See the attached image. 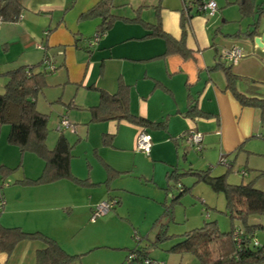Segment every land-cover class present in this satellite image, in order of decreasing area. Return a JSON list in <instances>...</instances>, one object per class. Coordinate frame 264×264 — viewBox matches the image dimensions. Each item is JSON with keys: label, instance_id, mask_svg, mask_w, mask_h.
Segmentation results:
<instances>
[{"label": "crops", "instance_id": "obj_1", "mask_svg": "<svg viewBox=\"0 0 264 264\" xmlns=\"http://www.w3.org/2000/svg\"><path fill=\"white\" fill-rule=\"evenodd\" d=\"M83 1L72 0L69 4V0H19L20 19L2 21L0 24V82L5 83L6 70L20 65H33L42 60L44 54H49L52 61L56 60V47L63 46V65L69 71L70 80L79 81L89 89L94 90L89 87L91 85L109 93L115 92L118 82L122 81L128 85L129 110L150 121L164 124L147 127L151 148L149 154L144 155L133 146L135 133L139 129L136 124L125 119L89 122L86 107L97 102L98 93L96 90L84 93L82 101L76 102L74 118L85 123L82 131L78 132L80 140L91 139V135L94 137L90 144L84 146L86 155H90L88 160L91 164L87 160L85 166L80 160L73 159V154L70 166L75 176L89 178L93 184H80L64 178L34 185L16 182L23 176H37L43 165L42 159L28 152L20 156L17 147L7 142L8 129L1 127L0 166L16 167L21 162L19 166L22 169L5 175L0 169V224L19 226L25 231H41L54 238L63 249L76 255L71 264H79L80 256L104 245L90 244L87 246L89 248L83 245V249L69 250L68 241L73 231L82 224L96 225L114 219L121 221V216L117 212H110V209L103 219L96 217L89 222L93 207L100 201L115 196L121 202L120 192L127 190L124 186L127 185L126 182H120L121 177L133 173L142 175L141 165L160 162L163 163V180L157 179L155 174L151 178L163 189L166 187L167 171L173 168H199L192 166L191 161L189 165L179 164L175 158L174 154L177 155L180 144L183 143L186 152L190 150L183 138H180L181 133L191 129L200 131L203 149L215 154H226L229 161L233 154L245 146L244 142L251 137L256 127L258 107L241 105L226 89L223 70L215 65L221 61V47L231 43L241 44L239 48L242 54L243 49L250 51L241 55L237 61L236 70L233 71L237 75L240 74L236 71H248L250 64L260 65L257 55L264 52V47L258 48L248 38L240 41L220 35L219 27H215L216 11L212 15L198 13L194 0H187L186 3L184 0H135V14L130 16L114 13L121 17L115 18L103 36L91 47L92 50L87 52L86 39L92 36L100 18H77L96 0ZM215 2L218 7L219 2ZM222 3L229 5L230 2L221 0L220 4ZM234 3L238 5L237 0ZM185 5H188L187 10ZM62 11L63 17L59 21L64 23V27L55 30L45 46L38 48L37 44L43 40V32L49 31L45 27H49L54 21L56 12ZM42 12L49 14L42 15V19L38 17ZM182 16L185 17L183 26L180 22ZM132 18L136 20L131 21ZM47 20L49 22L46 24ZM156 24L171 39H183L190 55L183 57L178 52L165 53L168 48L165 36L150 34ZM56 26L58 25H54L52 30ZM262 32L264 31L255 35ZM77 37L79 46L75 45ZM237 82V89L245 92V86L238 85ZM75 90L77 92V88ZM106 165L120 172L111 181L110 188L103 183ZM207 167L212 169L210 163L200 168ZM167 193L166 191L162 202L167 201ZM60 216L71 219L67 223L60 221ZM72 216L76 217L72 219ZM156 218L153 222L155 225L158 224L155 223ZM130 230L129 227V233ZM112 237L114 243L110 247L118 251L113 253L115 256L111 264H126L130 246L123 244L116 234ZM43 246V242L39 240H21L9 255L0 252V262L35 264L36 252ZM127 263L133 264L134 261ZM168 263L175 264L174 259L168 260Z\"/></svg>", "mask_w": 264, "mask_h": 264}, {"label": "trees", "instance_id": "obj_2", "mask_svg": "<svg viewBox=\"0 0 264 264\" xmlns=\"http://www.w3.org/2000/svg\"><path fill=\"white\" fill-rule=\"evenodd\" d=\"M185 3L187 0H184ZM200 0H194L198 2ZM239 9L243 15L246 13H255L256 5H259L256 0H237ZM112 0H98V2L81 13L80 19L99 17L100 21L95 26L94 33L100 36L107 31L117 17L112 11ZM185 5V9L187 10ZM157 8V6H155ZM262 9L259 5L258 11ZM188 12V11H187ZM21 3L19 0H0V19L2 21L18 20L21 17ZM189 14V13H188ZM132 20H136L132 18ZM185 17L181 18V26L184 24ZM48 31V30H47ZM93 33V34H94ZM256 30H247L246 37L253 40ZM93 34L87 42L91 41ZM151 35L165 36L168 48L165 53L178 52L183 57H188L190 51L184 46L183 39L175 41L168 35L160 31L159 24L154 25ZM98 41V40H97ZM75 45L79 46V37L75 39ZM94 45V44H93ZM92 45V46H93ZM92 46L86 43L85 49L90 52ZM51 57L49 54H44V57ZM43 59L33 65H20L4 72L6 81L4 90L0 93V130L2 125H8L6 135L7 142L17 147L20 156L24 153H33L40 157L43 165L40 173L35 177L23 176L16 182L23 184H43L50 183L58 179H69L80 184H93L89 178H79L71 171V158L73 156L72 149L74 144L81 139V136L76 132L74 122V131L69 128L59 126L58 122L61 116L67 113H61L57 121V136L54 144L49 147L47 145V119L48 113L40 111L36 107V96L47 85L45 75L47 72L59 67L51 63L54 69H49ZM218 61L215 67H220L226 79V89H228L235 99L243 106L259 107L264 110V99L259 98L257 93V81L251 79L247 85L245 92H241L236 87V81L239 75L232 70V64ZM37 67V68H35ZM246 78L244 77V80ZM256 83V84H255ZM98 93V100L95 104L86 107L89 113V122H100L109 119H125L137 127L147 131V127L162 126L164 122H153L129 110V94L128 85L122 81L118 82V88L115 92L109 93L106 90L89 85ZM72 102H69L70 106ZM74 106V103L72 104ZM69 120V118H68ZM75 133L76 138L70 140L64 133L65 131ZM186 132V131H185ZM183 132V133H185ZM181 133L180 138H182ZM189 145H186L188 147ZM150 152V151H149ZM149 154V153H148ZM147 155V154H146ZM226 154H220L219 162H226L227 169L232 167V161L227 160ZM19 162L16 167L20 165ZM16 167L0 166L3 175L15 170ZM106 178L103 183L109 187L111 181L120 172L111 169L106 165ZM211 168H192L179 170L173 168L166 172V187L167 192L176 189L177 192H171L170 198L162 202V212L156 218L155 223H158L159 228L155 232L156 237L153 241L158 242L166 239V230L168 222L173 219V207L179 202L180 197L185 192L191 189L192 185H185L183 178L185 176H193L195 182L204 181L211 186L216 192H221L225 198L226 213L231 220V227L227 232H221L218 229L216 221L204 220L203 224L184 231L182 237L171 246L172 252L191 253L197 258L198 264H248L252 262L259 263L264 260V243H259L254 240L255 224L247 222V218L251 214L264 213V190L255 187L251 182L231 183L226 179V172L218 175L211 174ZM193 183V184H194ZM110 188V187H109ZM2 193L0 192V197ZM2 198V197H1ZM107 199H113L112 208L120 204V199L115 196H109ZM2 202H0V205ZM207 210H205L206 212ZM208 212V211H207ZM209 215V213H208ZM164 221H160L161 218ZM91 219V215H90ZM234 220H239L244 227L233 225ZM21 240H39L44 246L36 252L35 264H71L76 255L66 252L58 242L44 234L41 231H25L19 226H3L0 224V252H5L9 255L15 244ZM141 238L137 240V243ZM153 243V244H154ZM135 252L136 256L131 260L137 264H144V258H151L148 255L147 247L136 245L129 252ZM153 259V258H152ZM130 262V261H129ZM4 264V262H0Z\"/></svg>", "mask_w": 264, "mask_h": 264}, {"label": "rangeland", "instance_id": "obj_3", "mask_svg": "<svg viewBox=\"0 0 264 264\" xmlns=\"http://www.w3.org/2000/svg\"><path fill=\"white\" fill-rule=\"evenodd\" d=\"M87 1L89 0H84L83 3ZM134 1L135 0H112V4H114V6L111 7V11L118 14H128L130 16L134 15V8L137 6V3H133ZM216 1L219 2V5L215 10V27H219L218 33L220 32V35L228 39H239L242 41V39L247 38V30L254 29L257 33L264 31V29H262L264 28V0H256V2L262 6L261 10L258 11L259 5H256V12L246 13V15L241 13L239 5L234 3L235 0H229V5H223V3L220 4L221 0ZM71 2L72 0H69V4H71ZM92 2V5H94L98 2V0ZM192 8H194V5ZM63 12L64 11L56 12L54 21L51 25H49V27H45V29H49V31H45V29L43 30L45 31V33L43 32V35L41 36L43 39V47L55 30L64 27V23L59 21V18L63 17ZM45 14L49 13L42 12L38 17L43 19L42 15ZM93 18L94 17L85 18L84 20ZM213 19L215 18H212V20ZM223 19L226 21L222 22ZM131 21L134 20L131 19ZM48 22L49 21L47 20L46 24ZM56 24L58 26L52 30ZM47 33L48 35H46ZM95 43L97 42H94V44ZM233 44L235 43H231L224 47H229ZM239 45L242 46L241 44ZM239 45L237 46L240 47ZM224 47L222 46L221 49ZM63 48V46L57 45L55 50L57 59L53 60V62L54 65L59 64V67L46 73L45 79L47 85L36 96V107L40 111L48 113V131L46 142L49 147H51L55 142L58 133L56 122L59 117L58 115L61 113L68 111V118L70 121L74 122L76 132L82 131L85 123H83L80 119L74 118L77 110L76 104L82 101L84 93L95 91V89L93 90L85 87L79 81L69 79V71L63 65ZM243 51V56L247 52H250L249 50L247 51L244 49ZM1 57L2 53L0 50V58ZM86 58L87 56H85V59ZM257 58L261 62L260 65L250 64L248 71H236L240 74L237 79V84L245 86L244 90H246L247 85L249 83H253L250 82V80H256L258 85L257 96L264 99V52L258 53ZM235 68L236 64H233V71L236 70ZM244 77L246 78L245 80ZM76 88L77 92L75 90ZM3 90L4 83L2 84L0 82V93H2ZM70 98H72V100ZM69 102H72L70 106L68 105ZM73 103L76 106H72ZM257 110L259 118L256 122V127L253 129V134L244 142V149L242 148L237 153L232 155L231 161L233 165L231 168L227 169L226 164L219 162L221 152L215 154L214 152L204 150L202 146L200 149H197V146H188L190 150L186 152L182 143L179 146L177 155L176 153L174 154L175 158H177L179 164L184 163L189 165L188 163L191 161L193 164L192 166L199 168L208 166V163H210L212 166V169L210 170L211 174L218 175L226 172V179L228 182H251L255 187L264 190V110L259 107ZM2 129H8V125H2ZM64 133L69 139L71 138L70 140L72 141L77 135L75 133H70L67 130ZM135 137L133 140V146H135ZM93 138V135H91V139L80 140L72 149V153L75 155L73 156V159L80 160L85 166H87V160L90 158V155H86L84 146L90 144L91 141H93ZM135 150L141 152L137 149ZM28 155L36 157L33 154ZM89 160L88 162L91 164ZM162 166L163 163L159 162L154 164L150 162L149 164L140 166L143 172L142 175L132 172V175L120 178V182H126L127 185L124 184V186L127 187V190H122L120 192L121 202L116 205L115 208L111 209L110 212H117L121 216V218H119L121 221L114 219L113 221L110 220L106 223H98L96 225L82 224L81 227L70 234L68 241L69 250L83 249L81 247L83 245H85L86 248H89L87 246L90 244H104L103 246L93 249L92 251H89V253L80 256L79 264H96L98 262L99 264H111V261L115 256L113 253L118 251L113 250L110 247V244L114 243L112 237L113 234H116L120 241L123 244H128L131 249L139 244L140 247H147L149 257L160 261L165 260L164 262L166 264H169L168 260L171 261L172 259H174L175 264H198L197 258L191 253L179 254L177 252H172L170 249L172 244L182 237L181 234H183L184 231L202 225L204 220L216 221L218 229L221 232H227L230 229L231 220L226 213L224 195L221 192L214 191L211 186L204 181H197L194 183L195 178L193 176H185L183 178V183L189 186L192 185L191 189L182 194L179 202L173 207V219L168 222L166 230V233L169 236L164 240L154 243L153 241L156 237L155 232L158 230L159 225H155L153 222L162 211L163 207L161 200L164 199L166 191L164 188H159V185L157 186L155 184L151 176L155 174L157 179L162 178L163 180V173L161 172ZM21 169L22 166H18L15 170L19 171ZM93 170L94 168L92 171ZM171 192H177V190L174 189ZM171 192L169 191L167 193L168 195L166 196V200H169ZM205 210L208 211V216L206 215ZM75 217L76 216H72V219ZM104 217L105 215H100L96 219H103ZM69 219H71V217ZM69 219L60 216V221L68 223ZM94 220L95 219H89V222ZM160 221H164V218H161ZM247 222L255 225L258 224L254 227L253 239L258 240L259 243H264V213L249 215ZM233 225L244 227L239 220H234ZM129 227L131 229L130 233L128 231ZM135 233H138L141 238V243H137V239L134 236ZM65 251L72 253L67 250ZM125 261V263L128 264L126 259ZM133 264H137V262L134 261ZM248 264H264V260L259 263L252 262Z\"/></svg>", "mask_w": 264, "mask_h": 264}, {"label": "built area", "instance_id": "obj_4", "mask_svg": "<svg viewBox=\"0 0 264 264\" xmlns=\"http://www.w3.org/2000/svg\"><path fill=\"white\" fill-rule=\"evenodd\" d=\"M216 9H217V5H216L215 0H200L197 2V12L198 13H206L208 15H212L215 13ZM186 13L188 14L187 11ZM0 22H1V19H0ZM98 37L99 35L97 33H94L91 41L88 42V46H92L94 42L98 40ZM37 47L43 48L42 43H38ZM241 55H242L241 49L235 44L229 47L222 48L220 52L221 60L225 61L226 63L232 64V65L237 63ZM50 61H51V57H45L43 59V62L49 69H54V66ZM58 125L63 126L65 128H69L71 131H74L75 129L74 125L71 123L70 120H68V118L65 115L61 116L58 122ZM182 136H183L182 137L183 141L186 143V145L197 146V149L201 148L200 143L202 141L203 136L200 131H193L191 129L183 133ZM134 147L135 149L141 151L144 154L149 153L150 148H151V137L147 131H145L142 128H139L137 130ZM221 163L226 164V162L224 161H222ZM113 204H114L113 199H105L97 203L91 211V219H95L96 217L100 215L106 214L112 208ZM206 215L208 216L207 211H206ZM134 236L137 240L140 238L138 233H135ZM135 256H136L135 252L133 251L129 252L126 257V260L131 261L132 259L135 258ZM143 263L144 264H166L164 261H160V260H156L152 258H144Z\"/></svg>", "mask_w": 264, "mask_h": 264}, {"label": "water", "instance_id": "obj_5", "mask_svg": "<svg viewBox=\"0 0 264 264\" xmlns=\"http://www.w3.org/2000/svg\"><path fill=\"white\" fill-rule=\"evenodd\" d=\"M254 43L257 45L258 48L264 47V32L261 34L255 35L253 37Z\"/></svg>", "mask_w": 264, "mask_h": 264}]
</instances>
